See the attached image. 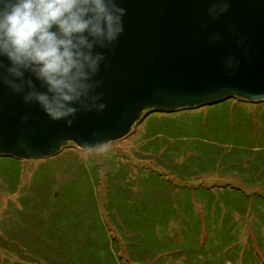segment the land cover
Segmentation results:
<instances>
[{
  "label": "trees",
  "instance_id": "16d2710c",
  "mask_svg": "<svg viewBox=\"0 0 264 264\" xmlns=\"http://www.w3.org/2000/svg\"><path fill=\"white\" fill-rule=\"evenodd\" d=\"M261 102L264 100L232 98L205 113L200 112L203 108L180 109L173 113L182 112L180 117H166L164 126L178 131L169 134L149 129L138 150L147 157L149 167L132 181L122 161L112 156L103 161L108 190L106 221L99 215L96 189L101 176L93 161L78 168V182L66 183L67 188L60 183L50 186L55 192L47 197L39 196L33 183L27 192L30 204L25 207L26 194L19 195L17 209L7 205L0 220V251L5 255L0 264H147L151 260L153 264H224L226 260L264 264V146L248 148L243 142L225 141L234 135L244 138L241 127H264V119L251 120L255 115L240 113L239 108ZM147 113L154 112L144 115ZM196 132L202 135L190 136ZM68 147L76 149L73 145L64 148ZM8 160L17 167L23 163L0 157V164ZM213 174L234 181H212L210 185L200 181ZM135 187L138 196L132 192ZM116 189L119 206L113 208L111 197ZM78 192H83L82 199L65 198L57 204L55 224L50 221L45 226V219L36 216L35 203L58 201L60 195ZM196 199L203 203L202 217L193 208ZM89 205L90 215L83 217ZM26 208L29 214H25ZM71 210L76 212L71 215ZM249 212L257 214L256 225ZM172 223H178L177 231L168 236ZM11 256L16 258L14 262H10Z\"/></svg>",
  "mask_w": 264,
  "mask_h": 264
},
{
  "label": "water",
  "instance_id": "95a60500",
  "mask_svg": "<svg viewBox=\"0 0 264 264\" xmlns=\"http://www.w3.org/2000/svg\"><path fill=\"white\" fill-rule=\"evenodd\" d=\"M118 2L124 32L97 49L106 57L98 99L77 105L70 126L0 84V157L45 159L68 143L100 148L127 136L145 111L264 100V0H226L223 12L219 0Z\"/></svg>",
  "mask_w": 264,
  "mask_h": 264
},
{
  "label": "clouds",
  "instance_id": "9594fccd",
  "mask_svg": "<svg viewBox=\"0 0 264 264\" xmlns=\"http://www.w3.org/2000/svg\"><path fill=\"white\" fill-rule=\"evenodd\" d=\"M125 14L118 0H0V84L70 126L77 105L98 99L106 57L97 49L119 39Z\"/></svg>",
  "mask_w": 264,
  "mask_h": 264
},
{
  "label": "rangeland",
  "instance_id": "374dc122",
  "mask_svg": "<svg viewBox=\"0 0 264 264\" xmlns=\"http://www.w3.org/2000/svg\"><path fill=\"white\" fill-rule=\"evenodd\" d=\"M227 103L229 105V102ZM232 104L233 103H231L230 106H232ZM211 106L213 105L206 106V108L202 107L203 109H200V112L202 113L208 112V109L210 111ZM239 108H240V113L247 112L249 115L254 114L255 117L252 118L251 120L264 119V102H261L260 104H256V105L247 104L240 106ZM181 115H183L182 112L177 114H169V115L157 114L156 112L148 113L143 117L140 123L135 125V127L132 129L131 134L128 137L118 142L111 143L105 147L92 150L90 152L89 151L85 152L81 150L78 151L79 149L77 150V148L74 149L73 147H68L62 149L61 152L49 158H45L44 160L23 161V163L20 164L18 167L17 164H12L11 161L9 160L8 162L6 161L5 163L0 164V220L1 218L5 217V210L7 205L13 209L14 208L17 209V202H16L17 197L22 194H26L27 197V192L30 190L31 186H33L32 185L33 183H36L37 185L36 192L39 194V196L43 195L47 197L48 194L55 192V189L50 186L60 183L62 188H67L68 185L66 183L78 182L79 181L78 176L80 175V171L78 170V168L79 169L85 168L87 166L88 161H93L94 163L99 165V167L97 168H99V175L101 176L100 185L96 189L97 195H99L98 198L99 207H100L99 215L104 221H106L108 218L106 212L109 213V211H107L106 209V199H107L108 190H107L106 178L104 176V171L102 167V162L108 160L110 156H112V159L114 160L122 161L124 164L127 165V172L130 174L131 176L130 179L132 181V178L135 175H137V173L141 174L143 171H147L149 167L147 162V157L141 156L138 152L139 147L141 146L140 142L144 137H146V134H148L151 131L149 129L151 127L154 128L152 131L155 133L168 132L169 134H172L174 133V131H178V130H171L170 128L164 126V124L166 123L165 118L166 117L175 118V117H180ZM188 115H192V114H188ZM210 120H212V118ZM250 125L254 126L253 122H251ZM172 126H174V124H172ZM240 130L244 138H240L239 135H234L233 137L235 138H230L225 141L233 142L237 145L239 144L242 145V143L240 142H243V146L248 148L264 146V127H258V126L254 128L241 127ZM191 135L201 136L202 134L196 132L190 134V136ZM208 135L209 137H213L210 133ZM203 153L206 155L204 151ZM240 163L243 164V160H241ZM139 180L140 178H138V181ZM138 181L135 180V184H137ZM200 181L205 183L206 185H210L212 183L209 182L212 181H217L215 183H223L234 180L230 178H223L220 177L219 175L213 174L210 177L207 176ZM9 183H11V185ZM117 190L118 189L112 192L113 196L111 198L115 200V206H113V208L119 206L117 203L119 198L117 195L118 194ZM138 191H139L138 187H135L132 190L133 193L137 192V196L140 194ZM81 194H83V192L66 194V196L60 195L58 201L54 200L53 202L35 203L36 216L39 219L42 218L45 219L44 222L45 226H47L50 221H52V223L55 224V222L58 219V217H55V207L57 206V204L61 201H65V198L82 199ZM73 203L76 204L75 202ZM23 204L25 205V207H27L30 204L28 197L23 201ZM160 207L162 206L160 205ZM203 207L204 206L201 200L196 199L194 201L193 208L196 212V215H199L200 217L203 216ZM84 209L85 211L84 214L82 213V215L83 217H87L88 215H90L89 211L91 209V206L89 205ZM24 212L25 214H29L27 208L24 210ZM74 212L76 211L71 210L70 211L71 215ZM22 218L25 219L24 217ZM249 218L256 225L257 214L255 215L253 212H249ZM95 220L96 219L93 217L92 221ZM177 227H178V223H172L166 231L167 235L171 236V234H176ZM70 230L73 229L70 228ZM262 232L264 234V229H262ZM87 238L89 240L92 238L90 230L87 233ZM201 241H202V237L199 239V244ZM262 242L264 243V236ZM176 254L180 256L179 252H176ZM4 257L5 255L3 251H0V260H3ZM15 260L16 258H14L13 256L10 257V262H14ZM147 264H153V260L149 261ZM224 264H231V262L226 260Z\"/></svg>",
  "mask_w": 264,
  "mask_h": 264
}]
</instances>
